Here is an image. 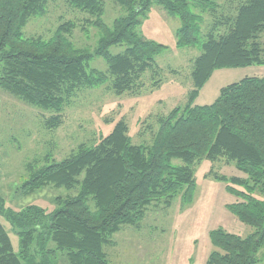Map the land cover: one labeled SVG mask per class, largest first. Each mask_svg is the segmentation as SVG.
I'll return each instance as SVG.
<instances>
[{
    "label": "trees",
    "instance_id": "16d2710c",
    "mask_svg": "<svg viewBox=\"0 0 264 264\" xmlns=\"http://www.w3.org/2000/svg\"><path fill=\"white\" fill-rule=\"evenodd\" d=\"M50 1L0 0V87L53 113L45 121L48 129L61 127L65 106L80 90L111 81L115 95L137 94L144 74L160 71L156 58L168 47L139 32L154 4L179 18L177 48H199L201 54L193 63L194 88L187 104L158 118L151 144L135 145L121 120L96 145L82 144L63 161L28 164L29 177L18 193L27 197L53 186L77 194L58 198L51 213L36 205L16 211L0 196V218L19 238L16 251L0 220V264H59L61 257L68 264H110L104 248L122 227L139 226L153 204L170 208L178 196L184 204L193 202L195 167L203 160H225L246 175L213 176L228 182L237 198L229 211L254 229L247 237L214 231L215 251L207 264H259L264 249V77L223 88L211 105L195 101L215 71L264 66V0H235L228 12H220L217 0H114L125 14L112 27L104 22L102 0H66L89 14L93 20L87 24L100 31L93 51L76 48L69 37L76 28L72 22L60 25L48 40L24 36L32 18L46 15ZM206 14L212 22L205 33ZM123 45L124 52L111 53ZM95 58L107 62V72L91 68Z\"/></svg>",
    "mask_w": 264,
    "mask_h": 264
},
{
    "label": "rangeland",
    "instance_id": "374dc122",
    "mask_svg": "<svg viewBox=\"0 0 264 264\" xmlns=\"http://www.w3.org/2000/svg\"><path fill=\"white\" fill-rule=\"evenodd\" d=\"M105 4L104 22L112 27L125 11L114 0H102ZM220 12L237 5L233 0H217ZM93 18L73 8L66 0H51L46 15L34 17L24 29L26 38L50 39L60 25L72 22L76 25L69 36L78 49L93 51L100 38V31L87 24ZM212 17L205 15L204 32ZM179 18L170 15L162 6L154 4L142 26L141 35L147 40L168 47L156 58L158 73L147 71L142 79L143 88L137 94L117 96L110 90L111 81L99 88L82 89L62 113L63 124L58 129H48L45 121L53 113L39 109L4 91L0 87V196L7 206L20 211L36 205L53 212L58 198L73 197L77 191L49 186L33 195L18 193L28 179V164L39 166L70 157L82 144L96 145L109 135L116 123L127 122L129 135L135 145H149L159 129L158 118L168 115L176 107H184L193 90L191 76L193 63L201 54L199 48H177ZM264 46V34L261 37ZM126 46L111 48L113 55L124 52ZM91 68L107 72L108 64L95 58ZM264 77V66L238 69H221L214 72L195 101L197 106L213 104L220 91L245 78ZM155 82H160L155 85ZM49 157V160H46ZM180 164L181 161H175ZM213 173V174H211ZM214 174L246 178L235 164L225 160H203L195 167L197 183L194 200L184 204L182 197L174 199L170 208L160 202L153 204L139 226H124L115 234L112 243L104 250L110 264H207L215 251L211 234L217 230L247 237L254 229L242 223L228 205L237 198L228 191V182L216 180ZM8 229L16 251L19 238L11 226L0 218ZM264 264V249L259 253ZM59 264H68L61 257Z\"/></svg>",
    "mask_w": 264,
    "mask_h": 264
}]
</instances>
